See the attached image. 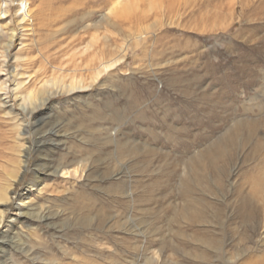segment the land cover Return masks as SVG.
<instances>
[{"label":"rangeland","instance_id":"1","mask_svg":"<svg viewBox=\"0 0 264 264\" xmlns=\"http://www.w3.org/2000/svg\"><path fill=\"white\" fill-rule=\"evenodd\" d=\"M21 1L0 0V264H264V0Z\"/></svg>","mask_w":264,"mask_h":264},{"label":"bare ground","instance_id":"2","mask_svg":"<svg viewBox=\"0 0 264 264\" xmlns=\"http://www.w3.org/2000/svg\"><path fill=\"white\" fill-rule=\"evenodd\" d=\"M21 3H23L24 4V7L28 4V5H30V2L28 3L27 2V0H22L21 1ZM121 4V0H118L115 4H114V6H113V8H112V10H113V12H114V15H115V17L116 16H118V17H122V13L123 12H116V9L118 8V5H120ZM125 4V3H124ZM124 6V5H123ZM121 9V8H120ZM124 9H129V6H124ZM26 11V13L24 14V17L26 16H28L29 18H31V21L32 22H34V21H37V22H35V23H37V24H41V25H45V24H43L45 21H44V19H45V17H44V15L42 14V12H41V10L40 9H37V10H35V11H32V10H30V8H29V6H27L26 7V9H25ZM128 11V10H127ZM116 12V13H115ZM125 14H127L126 12H124ZM28 19V18H27ZM39 20V21H38ZM46 25H48V24H46ZM114 62V61H113ZM104 71V70H103ZM98 73H99V71H98ZM97 76H98V74H97ZM30 113H32V112H30ZM37 144H39V143H43L44 141H42L41 139L40 140H37V141H35ZM35 143V144H36ZM26 151L24 152V154H23V156H26L27 157V153H28V151H29V149H25ZM26 153V154H25ZM63 162V161H62ZM67 163H65V164H59L56 168H54L53 169V173L54 174H56L58 171L59 172H61V174H63V175H68L69 173H71L68 169L69 168H67V165H66ZM25 171L26 170H28V168H23ZM76 171H77V169L75 170H73V172L74 173H76ZM18 176V174H16L15 176H13L14 178H16ZM16 179H14V180H12V181H15ZM36 186V185H35ZM33 187H34V185H33ZM41 191V190H40ZM4 198V197H3ZM0 199V200H2V201H4V199ZM18 207V206H17ZM17 209H21L20 208V206L17 208ZM19 213H21V212H19ZM18 213V214H19ZM16 219H17V217H15L14 219H11L12 221H16Z\"/></svg>","mask_w":264,"mask_h":264}]
</instances>
